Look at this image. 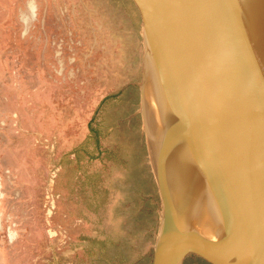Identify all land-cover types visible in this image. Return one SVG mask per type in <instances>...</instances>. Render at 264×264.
I'll use <instances>...</instances> for the list:
<instances>
[{
	"label": "rangeland",
	"instance_id": "obj_1",
	"mask_svg": "<svg viewBox=\"0 0 264 264\" xmlns=\"http://www.w3.org/2000/svg\"><path fill=\"white\" fill-rule=\"evenodd\" d=\"M141 19L136 0H0V264H153Z\"/></svg>",
	"mask_w": 264,
	"mask_h": 264
},
{
	"label": "water",
	"instance_id": "obj_2",
	"mask_svg": "<svg viewBox=\"0 0 264 264\" xmlns=\"http://www.w3.org/2000/svg\"><path fill=\"white\" fill-rule=\"evenodd\" d=\"M144 105L155 86L164 158L153 264L201 249L264 264V0H136ZM153 82V83H152Z\"/></svg>",
	"mask_w": 264,
	"mask_h": 264
},
{
	"label": "bare ground",
	"instance_id": "obj_3",
	"mask_svg": "<svg viewBox=\"0 0 264 264\" xmlns=\"http://www.w3.org/2000/svg\"><path fill=\"white\" fill-rule=\"evenodd\" d=\"M153 83V82H152ZM155 86L150 84L146 93V109L149 115V121L152 127L154 149L157 156L158 169L160 171L161 161L164 158V141H165V120L164 113L158 102V95L155 92Z\"/></svg>",
	"mask_w": 264,
	"mask_h": 264
}]
</instances>
